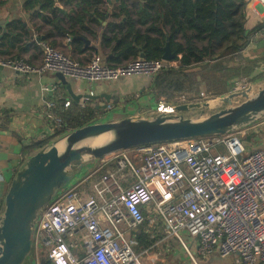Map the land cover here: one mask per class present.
Masks as SVG:
<instances>
[{
  "label": "built area",
  "instance_id": "1",
  "mask_svg": "<svg viewBox=\"0 0 264 264\" xmlns=\"http://www.w3.org/2000/svg\"><path fill=\"white\" fill-rule=\"evenodd\" d=\"M251 1L264 10V0ZM255 37L264 39V24ZM40 46V64L0 55V67L19 75L61 74L90 83L138 76L154 82L172 67L164 60L139 58L111 68L97 55L83 65L49 42ZM245 82H238L233 92L251 94L253 88L242 86ZM60 91L58 85L42 88L44 95L57 96L43 110L51 136L62 128V115L71 106ZM175 107L160 101L136 118L174 116ZM245 129L135 147L93 162L92 172L75 179L42 209L32 231L30 264L44 258L50 264H145L150 250L138 253L134 236L142 228L148 238H158L155 246L177 240L192 261L190 241L197 244L200 258L264 264V147L253 141L249 150L240 136ZM4 178L0 173V184Z\"/></svg>",
  "mask_w": 264,
  "mask_h": 264
},
{
  "label": "crops",
  "instance_id": "2",
  "mask_svg": "<svg viewBox=\"0 0 264 264\" xmlns=\"http://www.w3.org/2000/svg\"><path fill=\"white\" fill-rule=\"evenodd\" d=\"M103 1L104 5L101 7L100 12L104 13L105 16L101 18L93 13V8L87 2L82 0H73L72 2L58 0L56 8H58L59 13L56 17L42 12L38 7L29 8L27 6L29 0H0V55L24 58L27 62L38 65L42 61L40 42L46 40L83 65L88 64L95 55L99 56L102 62L111 68L128 63L133 59L132 57L119 56V52L115 53L112 50V46L119 45L121 40L114 41L110 45V43L107 44L104 41V36H110L108 29L111 23L127 22V18L123 15L119 18H113V14L120 13L123 5L131 12L132 19L138 20L137 11L143 7V2L140 0ZM246 2V27L248 31H251L258 24L264 22V10L251 0H246ZM157 21V24L161 25V18ZM52 23L65 32L77 31L81 26H84L95 34L85 31L79 36L69 35L67 37L59 34L58 29ZM255 36L256 34L252 36L251 44L244 54L243 65L253 69L248 79L253 78L252 75L256 73L255 70L257 69L251 65L249 66L248 62V59L257 61V58L248 57L250 55L248 51L256 49L254 42L257 37ZM84 40L90 42L89 47H86ZM165 44L166 42L164 47ZM138 51L140 53L139 58H142L144 56L142 48L139 47ZM178 65V61L171 62V66L174 68H177ZM237 80L235 79V81ZM243 80L247 79L243 78ZM66 81L72 92L76 96H81V99L75 103L83 107L88 102H92L96 108L103 112V117L106 119L103 123L136 118L141 113H148L157 108L159 102L163 100L159 101L156 98L155 81L151 82L142 76L122 77L117 81L104 83H90L72 79H66ZM48 85L60 86L63 99L74 103L66 87L58 80L57 75H19L9 69L0 67V125L4 123L3 118L5 115L3 113L8 112L11 117L8 130H0V173L5 177L4 182L0 184V199L6 195V188L10 186L15 174L24 164L25 158L21 153L23 147L44 139H49L52 142L49 126L43 118V110L45 102L48 100L57 102V96L43 94L42 88ZM91 92L94 93L93 97L90 96ZM200 92L206 94L205 84L201 85ZM101 96L103 97L98 98ZM96 97L98 99L92 100ZM166 104L177 107L180 102ZM190 242L194 251H191L194 256L193 261L198 264L200 257L196 254L197 244L193 241ZM160 244L157 246L154 244L150 248L147 264H157L159 261L156 252H158ZM151 250L155 252L151 253ZM182 251L185 255L187 254L184 249ZM162 262L159 264H166ZM199 262H202V264H234L232 258H220L218 256L202 258Z\"/></svg>",
  "mask_w": 264,
  "mask_h": 264
},
{
  "label": "trees",
  "instance_id": "3",
  "mask_svg": "<svg viewBox=\"0 0 264 264\" xmlns=\"http://www.w3.org/2000/svg\"><path fill=\"white\" fill-rule=\"evenodd\" d=\"M57 1L29 0L27 6L38 7L42 12L56 17L59 13L56 8ZM82 1L93 8L95 15L101 18L105 16L100 12L104 5L103 0ZM140 1L143 2V7L137 11L138 20L132 19L131 12L125 5L119 14H113V18L123 15L127 18V22L111 23L108 29L110 36L105 35L104 41L112 45L114 41L120 39L119 45L112 46V50L115 53L119 52V56L125 58L130 56L132 60L139 59L138 48L141 47L145 59L162 61L164 43L169 38L171 50L176 56L174 61H178L179 65L177 68L167 67L156 78L154 86L157 100L163 99L161 101L169 104L177 96L185 100L192 96L196 97L202 84H205L206 94L221 97L236 88V82L250 78L253 69L243 65L244 54L251 44L252 36L259 33L264 22L251 31L247 30L246 0ZM160 18L161 25L157 24V19ZM52 24L58 29L59 34L67 37L79 36L85 31H90L81 26L77 31L65 32ZM90 33L95 34L91 31ZM42 42L48 41L43 40L40 43ZM3 114L4 123L0 125V130L5 131L8 130L11 117L8 112ZM101 116L103 112L92 102H88L83 107L71 103L70 108L62 115L63 126L55 131L52 141L93 124ZM50 142L51 140L44 139L24 146L21 152L25 158L24 163ZM4 199L5 196L0 199V214ZM134 236L138 242L136 250L138 253L150 250L158 240V238H148L143 228L136 231ZM154 252L151 250V253ZM41 264L50 263L44 258Z\"/></svg>",
  "mask_w": 264,
  "mask_h": 264
},
{
  "label": "water",
  "instance_id": "4",
  "mask_svg": "<svg viewBox=\"0 0 264 264\" xmlns=\"http://www.w3.org/2000/svg\"><path fill=\"white\" fill-rule=\"evenodd\" d=\"M84 42L89 47L90 42ZM175 57L167 38L163 60L171 63ZM57 77L77 103L81 96L72 92L64 76L57 74ZM239 97L245 101L232 106L233 100ZM221 101L228 108L202 121H193L182 112L208 108V103L179 105L174 116L132 117L112 123H93L68 133L30 156L12 179L5 195L0 214V264L30 263L32 231L42 209L75 180L76 172L89 164L135 147L227 135L254 125L264 116V86L255 96H251L249 90L233 92ZM103 135H109V139L102 146L83 145L85 141ZM59 144L62 145L60 148Z\"/></svg>",
  "mask_w": 264,
  "mask_h": 264
},
{
  "label": "rangeland",
  "instance_id": "5",
  "mask_svg": "<svg viewBox=\"0 0 264 264\" xmlns=\"http://www.w3.org/2000/svg\"><path fill=\"white\" fill-rule=\"evenodd\" d=\"M255 40L256 41L254 42V46L256 49H252V50L250 49L248 51L250 54V55H248V57L257 58V61H252V59H248V62H249V66L251 65V66L257 68L255 70L256 73H254L252 75L253 78L247 79V80H245L246 81L245 83H242V86H244L246 84L247 86L253 88L252 92L250 94L251 96H255L258 93V91L260 90V88H262L264 86V70L262 71L263 63H264V39H262L261 37H257ZM61 51H63V50H61ZM233 91H231L228 94L222 95L221 97H216L213 95H208V94L202 93V92H200V89H199V92H198L199 95H197L196 97L192 96V97L187 98L185 100V99H182L181 97L177 96V97H175V99L173 101H171V103H175L176 101L180 102V105H182V104L204 105V104L208 103L209 104L208 108H201V109L190 111V112H182V114L185 117L192 119L193 121H202V120L209 118L211 115H213V114H215V113H217L223 109L228 108V105L223 104L221 99L232 94ZM242 91H237V92H242ZM244 101H245V99L242 97L236 98L233 100L232 106H237V105L243 103ZM188 102H190V103H188ZM101 117L99 120L94 122V124H96V123L100 124V123H103L106 121V119L103 116H101ZM253 131H256V133ZM240 134L239 135L242 136V138L244 139L243 143L247 146H250L249 150L253 148V147H251V143L255 145V143H253V141H257L256 146L264 147V116H262L256 123H254L253 126H251L250 128H246ZM60 139H62V138H60ZM57 140H59V139H57ZM54 141H56V140H54ZM54 141H52V142H54ZM52 142H50V143H52ZM93 165H94V163L89 164L87 166V168L83 169L80 172H76L75 173L76 174L75 179L76 180L82 179L84 176H86L88 174V172L89 173L92 172V170H93L92 166ZM8 189H9V187L6 188L5 192H7ZM182 237L185 241H187V239L183 233H182ZM166 240H164L166 242H163L162 244L159 245L158 252H156V254L158 255V259H159L157 264H159L163 260H164V262H162V263H166V264H179V262H181L180 264H195L187 254L185 255V253H183L184 252V251H182L183 248L177 240H175V239H166ZM191 251L194 252L193 249H191ZM177 259H179V260H177ZM200 259H202V258H200ZM199 260H198V264L199 263L202 264V262H199ZM147 261H148V259L146 258L145 264L148 263Z\"/></svg>",
  "mask_w": 264,
  "mask_h": 264
},
{
  "label": "bare ground",
  "instance_id": "6",
  "mask_svg": "<svg viewBox=\"0 0 264 264\" xmlns=\"http://www.w3.org/2000/svg\"><path fill=\"white\" fill-rule=\"evenodd\" d=\"M108 139H109V135H103V136L97 137L95 139L87 140L83 143V145L93 147V148H97V147H100L103 144H105L108 141ZM61 146L62 145L59 144V148Z\"/></svg>",
  "mask_w": 264,
  "mask_h": 264
}]
</instances>
